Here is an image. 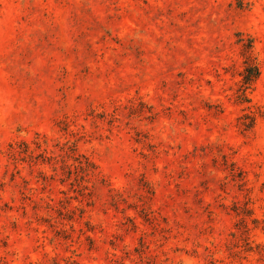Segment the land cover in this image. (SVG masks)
I'll return each mask as SVG.
<instances>
[{"label":"rangeland","instance_id":"rangeland-1","mask_svg":"<svg viewBox=\"0 0 264 264\" xmlns=\"http://www.w3.org/2000/svg\"><path fill=\"white\" fill-rule=\"evenodd\" d=\"M0 264H264V0H0Z\"/></svg>","mask_w":264,"mask_h":264},{"label":"trees","instance_id":"trees-1","mask_svg":"<svg viewBox=\"0 0 264 264\" xmlns=\"http://www.w3.org/2000/svg\"><path fill=\"white\" fill-rule=\"evenodd\" d=\"M259 76V69L256 66H249L246 69L245 81L247 84L252 83L255 81Z\"/></svg>","mask_w":264,"mask_h":264}]
</instances>
